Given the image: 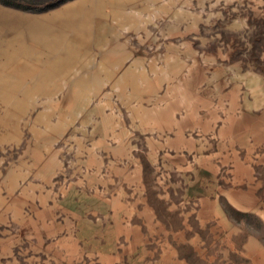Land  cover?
<instances>
[{
  "label": "rangeland",
  "instance_id": "1",
  "mask_svg": "<svg viewBox=\"0 0 264 264\" xmlns=\"http://www.w3.org/2000/svg\"><path fill=\"white\" fill-rule=\"evenodd\" d=\"M81 2L0 0V264H252L264 0Z\"/></svg>",
  "mask_w": 264,
  "mask_h": 264
},
{
  "label": "crops",
  "instance_id": "2",
  "mask_svg": "<svg viewBox=\"0 0 264 264\" xmlns=\"http://www.w3.org/2000/svg\"><path fill=\"white\" fill-rule=\"evenodd\" d=\"M256 133L255 131L254 135ZM255 141L256 138L252 140L253 143ZM255 164L256 161L250 163L240 162L244 171L239 173L235 172L234 175L235 178L240 180L242 186L239 185L238 189L232 191L230 195L233 201L237 203L238 210L244 213L255 214L264 223V176L262 182L260 177L261 173L255 169ZM245 242L254 245L247 253V257L249 256L251 258L252 264H264V237H260L259 235L249 236Z\"/></svg>",
  "mask_w": 264,
  "mask_h": 264
},
{
  "label": "bare ground",
  "instance_id": "3",
  "mask_svg": "<svg viewBox=\"0 0 264 264\" xmlns=\"http://www.w3.org/2000/svg\"><path fill=\"white\" fill-rule=\"evenodd\" d=\"M86 1L87 0H82L80 9H73V10H77V11L68 13L66 16V19L71 17V16L73 17L75 13L76 14L80 13L83 10V4ZM22 20H26V18L24 16H22L19 18H15V20L13 22H11V20L3 18L2 13L0 12V24L7 26L8 30L13 31V38L11 37L10 42H9L10 44L16 42L15 40H17L19 42L20 39H22L26 45L31 44L27 40L28 37L34 39L38 43H41L43 47L48 46L49 40L52 42V39L54 36L51 33H49L48 27L41 26V28L39 29V28L35 27L36 22L33 23L34 21L28 20L25 24H23L20 28H18L17 26L20 25V22ZM23 27H26V32H21V28H23ZM23 35H24V37H23Z\"/></svg>",
  "mask_w": 264,
  "mask_h": 264
}]
</instances>
